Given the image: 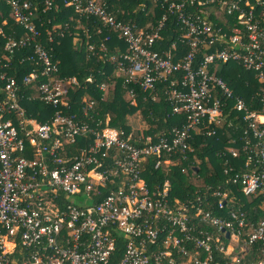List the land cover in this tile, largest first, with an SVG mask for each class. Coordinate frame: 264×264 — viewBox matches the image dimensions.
<instances>
[{
    "label": "built area",
    "instance_id": "1",
    "mask_svg": "<svg viewBox=\"0 0 264 264\" xmlns=\"http://www.w3.org/2000/svg\"><path fill=\"white\" fill-rule=\"evenodd\" d=\"M0 2L25 31L6 40L8 60L0 56V264H264V217L255 220L238 198L264 210V0H156L165 14L143 29L117 20L100 0H65L128 45L107 61L133 106L135 88L149 92L145 101H157L162 84L167 89L175 124L155 135L143 125L138 136L112 126L92 96L72 99L81 81L61 77L39 41L36 0ZM168 16H176L178 41L189 47L178 58L155 50ZM52 31L51 42L65 36L62 27ZM29 46L33 53L20 63L34 68L19 79L11 62ZM226 64L255 74L248 100L220 77ZM26 98L53 107L52 117H29ZM229 130V145L217 152L224 181L216 187L202 185L182 200L170 180L149 185L150 158L156 170L169 171L195 153L196 136Z\"/></svg>",
    "mask_w": 264,
    "mask_h": 264
},
{
    "label": "trees",
    "instance_id": "2",
    "mask_svg": "<svg viewBox=\"0 0 264 264\" xmlns=\"http://www.w3.org/2000/svg\"><path fill=\"white\" fill-rule=\"evenodd\" d=\"M48 1L51 2L49 8H47ZM100 1L106 4L117 20L131 23L137 29L146 28L149 24L157 25L165 14L160 4L155 3L156 0ZM36 5H38V12L33 21L42 35L39 41L48 48L53 60L59 65L61 77L76 76L81 81L82 88L72 96L74 101L80 102L86 94L92 96L96 100L95 108L100 115L105 118L112 117V126L124 129L128 134L132 132V128L127 123H130L134 116L136 118L140 116L141 123L148 128L145 132L147 135L169 131L175 124V118L170 114L172 103L167 99L165 92L167 89H164V84L160 86L161 91L158 93L157 101L151 99L145 101L143 98L148 96L149 92L135 88L138 94V105L133 106L123 79L117 76V66L107 61L110 56H120L129 52L128 45L119 39L115 31L104 27L94 17H80L75 8L68 6L65 0H36ZM53 26L62 27L65 36H57L51 42ZM0 29H3L5 35L0 34V56L8 60L9 57L4 51L6 40L9 37L19 39L25 35V31L15 23L10 7L1 2ZM57 31L60 30L57 29ZM162 35L163 40L155 46L156 51L173 52L176 58L189 52V47L178 41L183 31L177 24L176 16H168ZM174 43H176L175 47H173ZM91 45H94V50H90ZM102 46L106 50H102ZM33 48L34 46H29L17 51L15 60L11 62L13 68L9 70L12 75L21 79L31 72L34 65L28 61L21 64L20 60L32 54ZM105 55L107 56L103 59ZM219 75L231 87L235 96L246 100L250 98L258 84L253 72L236 64L222 66ZM90 76L93 77L94 83L86 84ZM114 82H116L115 85H113ZM102 83L111 85L107 93L98 90V85ZM22 104L28 116L40 122L48 120L54 113L53 107L45 105L40 100L28 101L26 98ZM75 112H78L77 107ZM233 133L229 130L223 136L211 138L196 136L193 143L195 153L188 161L180 160V163L171 167L169 171L156 170L153 164L156 158H150L148 160L150 164L145 169L149 185L152 187L155 183L163 184L164 181L170 180L176 196L182 200L196 196L197 190H201L202 185L210 184L216 187L218 183L224 181L222 175L224 162L217 157V152L229 145L228 140ZM82 140L88 142L90 138ZM238 198L242 201L243 210L249 212L255 220L264 217V210L249 204L243 195H238Z\"/></svg>",
    "mask_w": 264,
    "mask_h": 264
},
{
    "label": "rangeland",
    "instance_id": "3",
    "mask_svg": "<svg viewBox=\"0 0 264 264\" xmlns=\"http://www.w3.org/2000/svg\"><path fill=\"white\" fill-rule=\"evenodd\" d=\"M139 114V112H138ZM137 116V115H136ZM131 125H132V129H134V133L138 136V131L136 130V128H139L140 126H143V124L140 121V116L139 117H133L131 118ZM140 130H143L142 128H140Z\"/></svg>",
    "mask_w": 264,
    "mask_h": 264
}]
</instances>
